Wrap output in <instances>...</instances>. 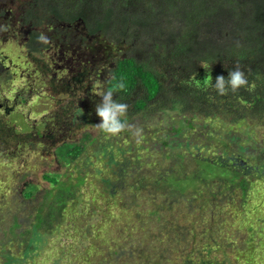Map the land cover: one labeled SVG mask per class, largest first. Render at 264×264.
I'll use <instances>...</instances> for the list:
<instances>
[{
  "label": "trees",
  "instance_id": "trees-1",
  "mask_svg": "<svg viewBox=\"0 0 264 264\" xmlns=\"http://www.w3.org/2000/svg\"><path fill=\"white\" fill-rule=\"evenodd\" d=\"M16 1L0 0V20L15 24L28 51L79 50L84 57L98 58L104 75L100 93L120 80L125 84L114 94L128 105L122 120L131 125L136 119L166 116L179 124H170L156 137L145 132L147 140H153L150 147L122 145L120 137L100 130L95 137L85 134V141L58 146L55 152L70 170L45 171L42 176L50 186L39 198L35 186L26 187L21 200L14 196L15 210L0 202V264H32L29 260L46 241L65 231L68 205L83 200L81 188L91 172L100 175L97 192L118 202V212L109 206L101 210L110 226L118 213L114 220L122 224V232L133 229L138 220L145 231L135 240L126 236L106 257L95 260L91 256L97 247L90 234L106 236L108 230L94 221L99 215L91 209L94 218L79 244L70 242L73 229L65 232L70 248L65 256L76 254L66 264H210L202 253L197 262L184 253L194 241L193 225L216 241L223 231L220 213L235 205V190L244 198L252 176L264 178V0H27L18 10L13 8ZM40 34L49 43L38 42ZM2 58L0 73L5 71ZM237 65L247 76V86L223 96L205 86L206 75L214 83ZM91 117L100 120L96 113ZM185 126L199 127L193 141L190 135L183 137ZM221 131L222 151L213 156L204 138ZM249 159H255L254 164ZM197 160L226 174H203ZM180 180L194 183L177 187ZM130 212L135 224L127 226ZM182 219L188 223L182 225ZM24 222L26 228L16 231ZM180 244L177 262L174 252ZM249 256L241 261L255 264ZM60 261L58 256L50 264Z\"/></svg>",
  "mask_w": 264,
  "mask_h": 264
},
{
  "label": "rangeland",
  "instance_id": "rangeland-1",
  "mask_svg": "<svg viewBox=\"0 0 264 264\" xmlns=\"http://www.w3.org/2000/svg\"><path fill=\"white\" fill-rule=\"evenodd\" d=\"M26 1L17 0L13 8L17 10L23 8ZM2 26L6 27V30L1 31L0 37V57H4L2 63L5 65V71L0 73V202L5 204H3L5 208L10 205L13 207L17 202V199H14L15 195L21 200L24 189L31 185L36 187L34 196L39 198L40 191L50 186L42 176L45 171L70 170L67 169L69 165L55 152L58 146L86 140L85 134L90 137L98 134L99 129L94 125L101 120H95L91 115L94 116L96 105L102 101L99 93L104 75L100 73L103 65L98 58L84 57L83 53L79 54V50L71 52L72 54L67 51L66 54L58 53L52 48L45 49V52L41 49V54L30 52L24 46L23 36L14 29L15 24L5 22ZM68 29L73 33L71 28ZM72 37L73 40L79 39L74 33ZM170 124L177 126L179 121L166 116H152L147 120L136 119L131 125L141 128L142 136H145V132L152 131L156 137L168 129ZM217 124L213 129H217ZM196 125H201V122ZM198 130L197 126L194 128L185 126L182 135L183 137L190 135L193 141L196 137L194 133ZM127 132H129L127 136L124 132L117 135L120 137V143L136 144L137 138L133 136L132 130ZM222 136L221 131L204 138L209 142L213 156L222 149ZM199 139L200 137L196 142ZM139 144L150 147L153 140L148 141L145 136ZM254 162L255 159L248 160L250 164ZM197 163L203 174L210 171L209 175L217 177L224 172L213 166H204V162L200 160H197ZM99 176L91 172L85 177L81 188L83 200L70 202L68 205L65 231L48 239L44 247L29 260L30 263L50 264L55 257L60 256L62 261L59 264H66L65 261L76 256V254L65 256L70 249L66 245L65 232L69 234L73 229L70 242L79 244L81 233L89 226L88 221L94 218L91 209L94 215H99L94 221L102 225L104 231L108 230L106 236L90 234L97 247L91 256L95 260L106 257L107 250L115 249L126 236L129 235L135 240L145 231L140 229L141 221L138 220L137 226L122 232V224L114 220L118 213L112 217L114 222L110 226L108 216L101 210L109 206L111 212L112 210L118 212V202L113 204L105 195L97 192ZM251 180L250 190L245 197L239 199V190L236 189L232 196L235 205L226 206L220 213L224 219L218 225L223 231L216 237V241L213 242V239H207L199 234L201 228L193 225L194 241L188 245L184 253L190 255L194 262L199 261L197 255L202 253L210 264H244L247 260L241 261V258H249V255L255 258V264H264V178L253 175ZM193 183L191 180H180L177 187L183 185L185 188ZM31 208L32 206L28 207L26 212L29 213ZM11 210H15V207ZM8 211L4 210L3 213ZM164 213L162 210L161 216ZM128 216L127 226L135 224L134 213L130 212ZM187 223L182 219V225ZM26 226L27 223L24 222L16 231ZM91 226L95 227L93 223ZM74 228L79 229L78 232H75ZM245 239L250 241L244 246V243H247L244 242ZM172 245L174 243L168 244L170 249H173ZM184 245L183 247L186 246ZM131 246L129 244L127 248ZM176 249L175 260L180 262L181 244Z\"/></svg>",
  "mask_w": 264,
  "mask_h": 264
},
{
  "label": "clouds",
  "instance_id": "clouds-1",
  "mask_svg": "<svg viewBox=\"0 0 264 264\" xmlns=\"http://www.w3.org/2000/svg\"><path fill=\"white\" fill-rule=\"evenodd\" d=\"M0 28L6 30L4 26H0ZM37 40L44 44L49 43L48 37L44 34H40ZM113 79H115V77H113ZM248 83L247 76L239 65L229 71L227 78L223 75L215 77L214 83L212 82L211 75H206L204 78L205 86L214 88L221 96L226 95L229 90L236 92L240 88L247 86ZM124 88L125 84L123 80H120L116 82L111 89L99 93V96L102 97V101L96 105L95 112L101 122L94 126L109 136H117L125 130H132L133 136L137 138V143H139L143 138V130L134 125H129L125 120L121 119L122 117H126L128 105L114 99V94H116L117 91L124 90Z\"/></svg>",
  "mask_w": 264,
  "mask_h": 264
},
{
  "label": "flooded vegetation",
  "instance_id": "flooded-vegetation-1",
  "mask_svg": "<svg viewBox=\"0 0 264 264\" xmlns=\"http://www.w3.org/2000/svg\"><path fill=\"white\" fill-rule=\"evenodd\" d=\"M4 5V2H1L0 3V6H3ZM3 24H5V22H4V20L3 19H1L0 20V26H2ZM1 31H2V28H0V37H2V35H1ZM60 53H62V52H60ZM2 58V57H1ZM2 60H3V58H2ZM1 60V61H2Z\"/></svg>",
  "mask_w": 264,
  "mask_h": 264
}]
</instances>
